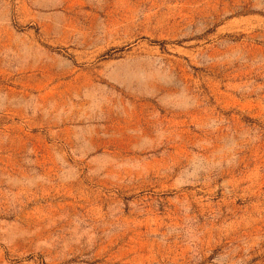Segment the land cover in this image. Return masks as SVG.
Returning a JSON list of instances; mask_svg holds the SVG:
<instances>
[{
    "label": "rangeland",
    "instance_id": "obj_1",
    "mask_svg": "<svg viewBox=\"0 0 264 264\" xmlns=\"http://www.w3.org/2000/svg\"><path fill=\"white\" fill-rule=\"evenodd\" d=\"M0 264H264V0H0Z\"/></svg>",
    "mask_w": 264,
    "mask_h": 264
}]
</instances>
